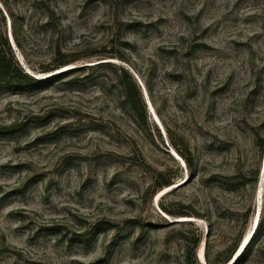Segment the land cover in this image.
Masks as SVG:
<instances>
[{
  "label": "rangeland",
  "instance_id": "374dc122",
  "mask_svg": "<svg viewBox=\"0 0 264 264\" xmlns=\"http://www.w3.org/2000/svg\"><path fill=\"white\" fill-rule=\"evenodd\" d=\"M6 39L48 81L0 87V264H264V0H0Z\"/></svg>",
  "mask_w": 264,
  "mask_h": 264
},
{
  "label": "trees",
  "instance_id": "16d2710c",
  "mask_svg": "<svg viewBox=\"0 0 264 264\" xmlns=\"http://www.w3.org/2000/svg\"><path fill=\"white\" fill-rule=\"evenodd\" d=\"M49 18L57 22V15L54 10L49 11ZM7 48L4 49L0 47V87L4 91L13 90H30L36 89L44 84L48 80L39 79L26 73L17 63L11 52V48L8 40L5 41ZM67 55L62 52L59 48L56 53V57L50 63V66L43 70V72H51L64 67L71 63L72 61L66 59ZM117 84L122 91V97L124 102L127 104L128 108L135 114L137 122L139 124L147 125L149 123V116L147 114V106L143 97V92L141 86L138 84L136 79L132 74L125 68L119 69ZM149 93L150 89L148 88ZM20 129V125L16 123L10 125H0V135H9L16 133ZM184 160L188 168L194 166V159L191 153L185 154L183 151L173 145ZM257 146L260 148L261 152H264V136L257 134ZM155 181L157 184V189L170 186L172 180L161 177V173H158ZM198 242L196 243L197 246ZM190 261V260H189Z\"/></svg>",
  "mask_w": 264,
  "mask_h": 264
},
{
  "label": "water",
  "instance_id": "95a60500",
  "mask_svg": "<svg viewBox=\"0 0 264 264\" xmlns=\"http://www.w3.org/2000/svg\"><path fill=\"white\" fill-rule=\"evenodd\" d=\"M156 119H157V118H156ZM157 121H159V120L157 119ZM177 157H179V156L177 155ZM179 159L181 160L182 164H185V163H184V160H183L182 158L179 157ZM262 174H264V163H263V166H262ZM245 239H246V240H245ZM245 239H244V241H243V243H242L240 249H241V248L243 249V247H244V246L246 245V243L248 242V238H245Z\"/></svg>",
  "mask_w": 264,
  "mask_h": 264
},
{
  "label": "bare ground",
  "instance_id": "6f19581e",
  "mask_svg": "<svg viewBox=\"0 0 264 264\" xmlns=\"http://www.w3.org/2000/svg\"><path fill=\"white\" fill-rule=\"evenodd\" d=\"M177 158H179V157H177ZM250 232H251V231H250ZM249 234H250V233H249ZM249 234H248V235H249ZM246 238H248V236H247ZM245 240H246V239H245ZM201 249H202V248H201ZM243 249H244V248H243ZM240 250H242V248H241ZM202 252H203V251H202ZM202 252H201V254H202Z\"/></svg>",
  "mask_w": 264,
  "mask_h": 264
}]
</instances>
